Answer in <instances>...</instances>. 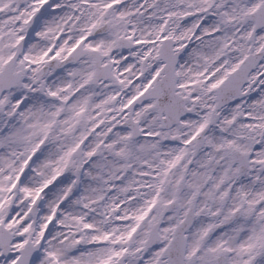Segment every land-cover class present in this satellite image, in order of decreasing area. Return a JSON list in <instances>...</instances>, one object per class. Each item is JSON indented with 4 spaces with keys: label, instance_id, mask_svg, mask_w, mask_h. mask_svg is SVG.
Returning <instances> with one entry per match:
<instances>
[{
    "label": "snow or ice",
    "instance_id": "1",
    "mask_svg": "<svg viewBox=\"0 0 264 264\" xmlns=\"http://www.w3.org/2000/svg\"><path fill=\"white\" fill-rule=\"evenodd\" d=\"M0 264H264V0H0Z\"/></svg>",
    "mask_w": 264,
    "mask_h": 264
}]
</instances>
